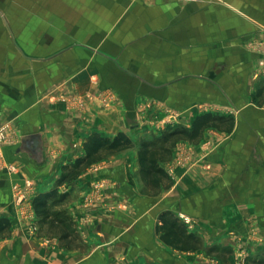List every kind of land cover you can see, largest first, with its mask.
<instances>
[{
	"label": "crops",
	"instance_id": "1",
	"mask_svg": "<svg viewBox=\"0 0 264 264\" xmlns=\"http://www.w3.org/2000/svg\"><path fill=\"white\" fill-rule=\"evenodd\" d=\"M17 8L0 5V264H264V0H38L15 18ZM207 114L160 162L170 183L146 184L138 144L160 135L155 122L191 129ZM119 132L134 146L59 182L90 135ZM33 134L41 161L21 149ZM26 181L22 209L12 185ZM54 189L38 216L33 197ZM174 221L177 247L161 238Z\"/></svg>",
	"mask_w": 264,
	"mask_h": 264
},
{
	"label": "trees",
	"instance_id": "2",
	"mask_svg": "<svg viewBox=\"0 0 264 264\" xmlns=\"http://www.w3.org/2000/svg\"><path fill=\"white\" fill-rule=\"evenodd\" d=\"M214 117L204 115L197 117L191 129L186 127H177L172 131L164 132L160 136L150 137L151 139H142L138 144V162L139 173L142 180L154 189H159L166 182L170 183L167 172L160 166L163 161L171 152V147L165 143L171 138L182 136L190 141L195 140L201 129L208 126ZM155 138V139H154ZM175 141H173L174 143ZM161 143V144H160ZM172 143V144H173ZM158 144V145H157ZM160 144V145H159ZM134 146L132 140L124 133L119 132L112 138L101 136L97 133L90 135L83 143L85 154L79 157L72 164L71 168L63 174L59 180L60 183L74 179L82 170L92 163L98 162L108 154L124 151ZM56 193V189L50 192L39 193L35 195L31 201L34 212L41 217H45L47 213V201L52 198ZM7 220L0 219V230L8 226ZM161 235L162 240L166 243L179 246L178 242L181 241L182 228L177 226L176 221L170 224V227ZM168 237V238H167ZM188 238L195 241L192 235H187L186 232V250L194 247V243H189ZM184 248L185 246H180Z\"/></svg>",
	"mask_w": 264,
	"mask_h": 264
},
{
	"label": "rangeland",
	"instance_id": "3",
	"mask_svg": "<svg viewBox=\"0 0 264 264\" xmlns=\"http://www.w3.org/2000/svg\"><path fill=\"white\" fill-rule=\"evenodd\" d=\"M33 2H38V0H0V5L15 4V6L18 7L17 9L14 10L15 18H21L22 13H23V11H22L23 4L26 5V4L33 3ZM31 10H32L31 12H34L35 16H36V14L39 13V11H37V10H33V9H31ZM7 12L8 13L10 12L12 14L13 9L12 10H8ZM91 98H93V95H91V94L90 95H87V96H84V97H76V99H74L75 101H73V102L76 103V106L77 107L82 108L83 107V103H84L83 102V99H91ZM154 125H155V127L157 129H159L161 131L160 132V135L162 133H164V132H168L170 130L172 131V129H176L177 127H185L186 126V125H184L183 123H180V122L173 124V122H167V120H165V121L164 120H159V121L157 120ZM5 139L6 138H3L0 143L4 142ZM146 139H151V138H146ZM184 140H185L184 137H182V136L179 135L177 137L171 138V140H168L165 144L167 146H170V147L173 148L176 144H182V143H184ZM173 141H175V142L173 143ZM187 157H188V155L186 156V150L182 151V153L178 154V157L176 159V162H177L176 164H178V165L180 164L182 166H185L184 162H185V160H186ZM8 169H10V168H8ZM10 171L11 172H15V170H12V169H10ZM166 171H167V173H170V172L172 173L173 172V167H169L168 169H166ZM15 184L16 183H14L12 185V191H13V195H14V201L16 200V194L14 193V189H13V186ZM91 196H94V192H92L89 196H87V198H91ZM23 203L26 204L25 202H23ZM23 207H24V205H23ZM23 207H22V209H23ZM31 223L32 224H30V228L32 229V231H34L35 230L34 222H31Z\"/></svg>",
	"mask_w": 264,
	"mask_h": 264
},
{
	"label": "built area",
	"instance_id": "4",
	"mask_svg": "<svg viewBox=\"0 0 264 264\" xmlns=\"http://www.w3.org/2000/svg\"><path fill=\"white\" fill-rule=\"evenodd\" d=\"M5 132H6V127L5 126L1 127L0 142L2 141L3 138H5ZM10 169L15 170V168L11 166ZM101 187H102L101 182L94 183V185L92 186V192H94V196H91V198L86 197V202L89 203L93 202L94 199H96V197L98 196ZM13 189H14V193L16 194V200H15L16 205L23 207V205H25L23 202L26 203V201L29 199V196L33 193L32 183L30 181H26L24 184L16 183L13 186ZM182 219L186 223L190 222V220L187 217H182Z\"/></svg>",
	"mask_w": 264,
	"mask_h": 264
},
{
	"label": "water",
	"instance_id": "5",
	"mask_svg": "<svg viewBox=\"0 0 264 264\" xmlns=\"http://www.w3.org/2000/svg\"><path fill=\"white\" fill-rule=\"evenodd\" d=\"M21 149L30 154L36 161L42 160V146L39 134L22 136Z\"/></svg>",
	"mask_w": 264,
	"mask_h": 264
}]
</instances>
